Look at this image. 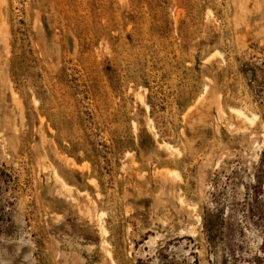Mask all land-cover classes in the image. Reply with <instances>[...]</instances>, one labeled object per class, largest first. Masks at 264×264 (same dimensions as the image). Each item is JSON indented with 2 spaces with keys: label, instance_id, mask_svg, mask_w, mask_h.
<instances>
[{
  "label": "rangeland",
  "instance_id": "374dc122",
  "mask_svg": "<svg viewBox=\"0 0 264 264\" xmlns=\"http://www.w3.org/2000/svg\"><path fill=\"white\" fill-rule=\"evenodd\" d=\"M10 2L0 264H264V0Z\"/></svg>",
  "mask_w": 264,
  "mask_h": 264
},
{
  "label": "bare ground",
  "instance_id": "6f19581e",
  "mask_svg": "<svg viewBox=\"0 0 264 264\" xmlns=\"http://www.w3.org/2000/svg\"><path fill=\"white\" fill-rule=\"evenodd\" d=\"M10 0H0V40H2L1 42H7L6 41V38H7V33H8V8H9V5H10ZM234 111V114H235V120H237L236 122H238V125L240 126V129L242 131H248L249 129L247 127L249 126H245V124L247 123H250L253 124L254 121H255V118H257V116H255L254 114L250 117L249 115H247L241 108L240 109H232ZM248 129V130H247ZM244 132V134L246 133ZM253 135V133H252ZM256 136V135H255ZM256 138V137H255ZM173 147V146H172ZM170 146V144H165L164 145V148L166 149H172L174 151H176V149L172 148ZM161 148V146H160ZM165 149V151H166ZM169 151V150H168ZM167 151V152H168ZM170 152V151H169ZM168 152V153H169ZM171 173V172H170ZM174 173V172H173ZM176 173V172H175ZM174 173V174H175ZM53 178H54V182H55V185L56 187L60 188V190H63V191H68L70 188L68 186V184L66 183V181L63 179V177H61L59 175V173L57 171H53ZM177 175V173L175 174V176ZM177 177V176H176ZM175 178V177H174ZM69 188V189H68ZM68 189V190H67ZM179 200V199H178ZM180 203L183 204V199L180 198ZM194 211H196V208L194 207L193 208ZM198 216H197V221H198ZM199 222V221H198ZM99 223V222H98ZM99 229V234H106V230L105 228L99 224L98 225ZM192 230V229H191ZM196 231V230H195ZM192 232V231H191ZM195 233V232H194ZM105 241H102L101 243V247L102 249L106 252L107 255H110L111 253L107 250V249H104L105 248ZM56 256L58 259L61 260V263L62 264H79L81 262V259L79 256L77 255H74L72 256L70 259L63 253L57 251L56 252Z\"/></svg>",
  "mask_w": 264,
  "mask_h": 264
}]
</instances>
